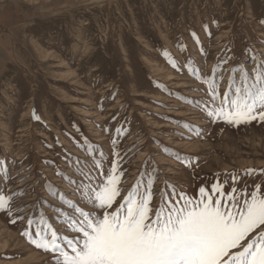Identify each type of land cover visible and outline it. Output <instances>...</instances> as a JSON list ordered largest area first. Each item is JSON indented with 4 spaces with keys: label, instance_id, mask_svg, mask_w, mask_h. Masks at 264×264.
Wrapping results in <instances>:
<instances>
[{
    "label": "rangeland",
    "instance_id": "obj_1",
    "mask_svg": "<svg viewBox=\"0 0 264 264\" xmlns=\"http://www.w3.org/2000/svg\"><path fill=\"white\" fill-rule=\"evenodd\" d=\"M254 51L264 58V0H0V193L12 196L13 211H0V264H52L51 253L21 235L29 218L33 229L44 227L41 213L60 235H73L61 228L57 207L67 205L48 181L92 210L56 174L69 167L66 157L88 160L84 137L106 154L105 174L117 142L124 175L114 208L138 179L154 178L153 209L173 185L198 198L199 187L228 181V193L226 173L241 174L238 190L264 191V122L211 123L207 84L185 67L190 60L202 75L216 67L224 90L231 66L254 75ZM227 56L234 59L220 65ZM250 167L258 171L242 174ZM17 215L24 219L12 223Z\"/></svg>",
    "mask_w": 264,
    "mask_h": 264
},
{
    "label": "snow or ice",
    "instance_id": "obj_2",
    "mask_svg": "<svg viewBox=\"0 0 264 264\" xmlns=\"http://www.w3.org/2000/svg\"><path fill=\"white\" fill-rule=\"evenodd\" d=\"M204 28L207 30L208 25ZM192 37L203 55L205 49L200 37L195 32ZM186 48V43H181L179 50L184 52ZM164 56L173 68L179 67L169 50H164ZM253 56L254 75L250 77L243 65L231 66L224 90L223 76L216 75V67L212 75H202L192 67L190 60L185 65L207 84L204 108L211 123L240 126L253 121L264 122V58L258 51H254ZM233 59L234 56L221 57L220 65H228ZM34 117L39 119L35 114ZM111 145L114 151L106 174L102 168L106 154H94L87 137L79 146H86L88 160L77 157L72 161L71 157H66L69 167L58 169L56 173L75 185L74 191L87 200L91 211L79 207L78 199L68 198L70 194L60 191L51 181L46 183L47 191L58 195L62 204L67 205L68 210L57 207V213L63 212L61 228L73 233L71 238L60 235L57 228L45 221L43 213L40 217L43 228L33 229V219L29 218L21 232L37 249L52 254V264H264V191L260 184L250 192L247 185L238 190L235 184L241 174L226 173L233 183L230 192L223 190L228 181L217 180L207 190L205 186L199 187L198 198L177 193L173 185L171 198L162 191V202L153 209L150 203L154 178L143 185L138 179L123 196V202L114 208L121 194L118 185L124 173L120 171L123 158L115 150V139ZM257 171L250 167L242 174L250 176ZM259 171L264 172V169ZM11 201V195L0 193V211L9 217L13 216ZM22 219L24 217L17 215L11 222Z\"/></svg>",
    "mask_w": 264,
    "mask_h": 264
},
{
    "label": "trees",
    "instance_id": "obj_3",
    "mask_svg": "<svg viewBox=\"0 0 264 264\" xmlns=\"http://www.w3.org/2000/svg\"><path fill=\"white\" fill-rule=\"evenodd\" d=\"M73 140H76L77 141V137H75L74 135L72 136ZM82 143V142H81ZM65 158V157H64Z\"/></svg>",
    "mask_w": 264,
    "mask_h": 264
},
{
    "label": "bare ground",
    "instance_id": "obj_4",
    "mask_svg": "<svg viewBox=\"0 0 264 264\" xmlns=\"http://www.w3.org/2000/svg\"><path fill=\"white\" fill-rule=\"evenodd\" d=\"M47 55H49V54H47ZM212 69V68H211ZM71 73V72H70ZM67 75V74H66ZM69 77V76H68ZM69 233V232H68Z\"/></svg>",
    "mask_w": 264,
    "mask_h": 264
}]
</instances>
